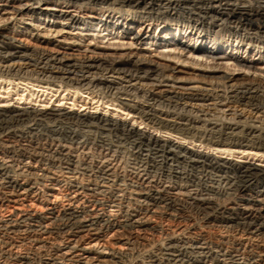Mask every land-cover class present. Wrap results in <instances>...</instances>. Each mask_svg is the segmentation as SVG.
I'll return each instance as SVG.
<instances>
[{
	"label": "bare ground",
	"instance_id": "1",
	"mask_svg": "<svg viewBox=\"0 0 264 264\" xmlns=\"http://www.w3.org/2000/svg\"><path fill=\"white\" fill-rule=\"evenodd\" d=\"M0 15L127 40L75 54L0 33V81L107 98L143 126L0 106V264H264V166L232 160L264 156L263 124L235 109L264 114V0H0Z\"/></svg>",
	"mask_w": 264,
	"mask_h": 264
},
{
	"label": "rangeland",
	"instance_id": "2",
	"mask_svg": "<svg viewBox=\"0 0 264 264\" xmlns=\"http://www.w3.org/2000/svg\"><path fill=\"white\" fill-rule=\"evenodd\" d=\"M1 16V15H0ZM41 22H37L29 18H10L6 22L3 21L0 22V33H10V32H16L21 36L22 39L28 41V43L32 45H40L42 47H46L48 49H62L67 51H72L75 54L77 53H84V52H114L118 50H123L126 46L121 48H115L118 47V45L126 43L127 40H123V38L120 37V35H111L107 36L105 38L100 37V35L90 36V33L86 29H77L78 27L75 26H68V25H53L51 23H44L40 24ZM52 26L51 28L49 26ZM49 27V28H48ZM36 38H38L40 41H36ZM121 38V39H120ZM119 39V40H118ZM39 42V43H38ZM125 45V44H124ZM148 46V45H147ZM148 48L145 45H135L132 47V49L129 48L127 51H135L139 48ZM123 48V49H122ZM115 49V50H114ZM165 48H160L158 45L155 47L152 46L150 49H148L147 55L150 56H156L157 53L161 51H165ZM86 50V51H85ZM124 51V50H123ZM203 64V63H202ZM212 63H204V65H210ZM2 83V81H0ZM24 82L20 80H13L11 83H2L0 84V106H6V107H37V108H46V107H58L61 109H65L71 112H82V113H95L96 115H105L107 117H113L117 120H121L122 122H126L129 124H133L137 128H142L143 126H139L140 122L136 121L137 123H133L134 121L132 118L125 114V112L120 111L116 106L117 103H110L108 102V99H99L100 97H96V95H90L88 93H85L84 91L78 92L79 94L76 96L72 95L73 89L70 91H65V89L61 88L60 90H56L57 93L55 94H48L43 95L42 93H36L39 92L40 89L34 88L31 89L29 86L28 88L24 87ZM36 85V84H34ZM38 89L36 91H32ZM35 93L33 97H30L31 94ZM139 96H142L141 94ZM121 99L126 100H132L134 102H139L141 100L140 97H138V101L133 98H125L121 97ZM171 105H181L182 102L179 101H173L170 103ZM176 106L175 114H178L180 116H187L188 112L191 115L195 114V111H189L190 108L182 109L180 106ZM236 106V111L238 113H241L243 111L244 113L241 114V118L239 117L241 122H245L247 124H256V126H261V128H264V114H258L256 113L255 109L252 108H244L242 106L239 107V105ZM234 106V107H235ZM172 109V108H171ZM182 109V110H181ZM212 111L210 115L211 119L217 121L220 123L221 119L227 118L229 119L230 112H227V109H223L225 113L221 114L222 112L219 111ZM232 111V109H231ZM215 112V113H214ZM187 113V114H186ZM217 113V114H216ZM236 114L239 116L240 114ZM252 113V114H251ZM125 114V115H124ZM185 114V115H184ZM216 115V116H215ZM224 115V116H223ZM247 115V116H246ZM236 116V117H237ZM215 117V118H214ZM248 117V118H247ZM258 117V118H257ZM245 118V119H244ZM220 119V120H219ZM238 119V120H239ZM255 119V120H254ZM258 120V121H257ZM263 121V122H260ZM261 123V124H260ZM260 124V125H259ZM152 132V131H150ZM164 138L170 139L174 142H177L176 137L167 136L166 134H162ZM187 142V143H185ZM180 143L184 144L187 147H191L193 149H199L204 150L203 147H199L198 144L194 143V145H190L188 141H181ZM189 144V145H188ZM207 151V150H205ZM214 153V152H213ZM248 152L244 154H235L233 155L232 160L235 161H245L247 163H254L256 165L264 166V156H251L247 155Z\"/></svg>",
	"mask_w": 264,
	"mask_h": 264
}]
</instances>
